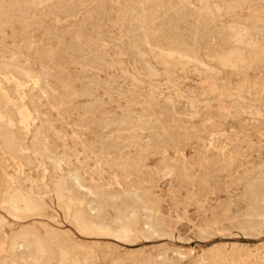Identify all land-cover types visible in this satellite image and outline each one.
<instances>
[{"label":"rangeland","instance_id":"obj_1","mask_svg":"<svg viewBox=\"0 0 264 264\" xmlns=\"http://www.w3.org/2000/svg\"><path fill=\"white\" fill-rule=\"evenodd\" d=\"M263 14L0 0V264H264Z\"/></svg>","mask_w":264,"mask_h":264},{"label":"bare ground","instance_id":"obj_2","mask_svg":"<svg viewBox=\"0 0 264 264\" xmlns=\"http://www.w3.org/2000/svg\"><path fill=\"white\" fill-rule=\"evenodd\" d=\"M241 2H242V1H241ZM225 3H226V2H225ZM229 3H230V2H229ZM235 4H236V3H235ZM225 6H226V5H225ZM227 6H228V5H227ZM258 7H259V6H258ZM228 8H229V7H228ZM230 9H231V8H230ZM258 9H259V8H258ZM261 9H262V8H261ZM197 11H198V10H197ZM261 12H262V11H261ZM195 13H196V12H195ZM232 13H233V12H232ZM229 15H230V14H229ZM263 15H264V14H263ZM211 17H212V16H211ZM250 17H251V16H250ZM22 18H23V17H22ZM250 19H251V18H250ZM262 20H263V19H262ZM214 21H215V20H214ZM263 22H264V21H263ZM0 23H1V22H0ZM252 25H253V24H252ZM255 26H256V25H255ZM261 27H262V26H261ZM255 28H256V27H255ZM258 28H259V27H258ZM262 29H263V28H262ZM246 31H247V30H246ZM257 31H258V30H257ZM245 35H246V34H245ZM243 37H244V36H243ZM254 42H255V40H254ZM258 44H259V43H258ZM255 45H256V44H255ZM258 47H259V46H258ZM236 49H237V48H236ZM251 49H252V47H251ZM253 50H254V49H253ZM232 53H233V52H232ZM237 54H238V52H237ZM240 55H241V54H240ZM241 57H242V56H241ZM224 58H226V57H224ZM229 61H230V60H229ZM240 61H241V60H240ZM236 63H237V62H236ZM239 64H240V62H239ZM242 65H243V64H242ZM237 66H238V65H237ZM245 66H246V65H245ZM239 67H240V66H239ZM52 68H53V67H52ZM224 68H225V67H224ZM232 69H233V68H232ZM234 69H235V68H234ZM147 70H148V69H147ZM152 70H153V69H152ZM149 71H150V70H149ZM58 72H59V71H58ZM217 74H219V73H217ZM158 75H159V74H158ZM154 76H155V75H154ZM148 77H149V75H148ZM26 78H27V77H26ZM28 90H29V89H28ZM171 107H172V106H171ZM215 112H216V111H215ZM262 117H263V116H262ZM204 123H205V122H204ZM35 133H36V132H35ZM213 139H214V138H213ZM79 142H80V141H79ZM83 143H84V142H83ZM113 145H114V144H113ZM222 151H223V150H222ZM8 160H9V159H8ZM116 167H117V166H116ZM123 167H124V166H123ZM211 168H212V167H211ZM14 181H15V180H14ZM56 184H58V183H56ZM56 184H55V185H56ZM56 189H57V188H56ZM56 189H55V190H56ZM59 189H60V188H59ZM58 191H59V190H58ZM62 191H63V190H62ZM55 192H56V191H55ZM60 192H61V190H60ZM57 193H59V192H57ZM57 193H56V194H57ZM61 193H63V192H61ZM59 197L61 198L60 194H59ZM59 197H58V198H59ZM63 199H64V198H63ZM64 200H65V199H64ZM258 201H259V200H258ZM253 203H254V202H253ZM8 204H9V203H8ZM56 207H57V206H56ZM109 209H110V208H109ZM124 209H125V208H124ZM76 210H77V209H76ZM126 210H128V209H126ZM131 210H133V209L131 208ZM252 210H253V209H252ZM71 212H72V211H71ZM73 212H74V211H73ZM75 213H76V216H77L78 213H77V212H75ZM79 213H80V212H79ZM70 214H71V213H70ZM61 215H62V214H61ZM78 216H79V215H78ZM78 216H77V217H78ZM133 216H134V215L132 214V218H134ZM138 216H139V215H138ZM73 217H75V216L73 215ZM79 217H80V216H79ZM105 217H106V214H102V213L93 216V218H94L95 220L97 219L99 223L102 222L103 220H105ZM118 217H119V216H118ZM75 219H76V217H75ZM75 221H76V220H75ZM77 221H78V223H80V222H81L80 218H79V220H77ZM79 221H80V222H79ZM118 221L120 222V220H118ZM102 224H103V223H102ZM79 225H81V224H79ZM83 225H84V224H83ZM93 225H95V224H93ZM107 226H108V224L106 225V227H107ZM80 227H82V226H80ZM93 227H94V226H93ZM97 227H98V226H96V228H97ZM106 227H105L104 229H106V231H107L108 228H106ZM122 227H123V226H122ZM25 228H26V227H25ZM90 228H91V227H90ZM101 228H102V227H101ZM119 228H121V227H119ZM125 228H126V227L124 226V229H125ZM146 228H147V227H146ZM83 229H88V228L85 227V228H83ZM97 229H98V228H97ZM97 229H96V230H97ZM121 229H122V228H121ZM126 229H128V228H126ZM93 230H95V227H94ZM102 230H103V229H102ZM122 230H123V229H122ZM24 231H25V230H24ZM84 231H85V230H84ZM100 231H101V230H100ZM100 231H99V232H100ZM106 231H105V232H106ZM113 231H114V230H113ZM123 231H125V230H123ZM127 231H128V230H127ZM127 231H126V233H127ZM144 231H145V230H144ZM20 232H22V231H20ZM20 232H19V233H20ZM99 232H98V233H99ZM105 232H104V233H105ZM114 232H115V231H114ZM11 233H12V232H11ZM19 233H17V234H19ZM25 233H26V232H25ZM27 233H29L28 230H27ZM96 233H97V232H96ZM98 233H97V234H98ZM106 233H107V232H106ZM124 233H125V232H124ZM126 233H125V234H126ZM17 234H16V235H17ZM31 234H32V233H31ZM35 234H36V233H35ZM101 234H102V233H101ZM129 234H130V232H129ZM33 235H34V234H33ZM104 235H105V234H104ZM114 235H115V233H114ZM117 235H118V231H117ZM30 236H31V235H30ZM30 236H29V237H30ZM34 236H35V235H34ZM36 236H37V235H36ZM106 236H107V234H106ZM118 236H119V235H118ZM24 237H25V236H24ZM124 237H126V236H124ZM124 237L122 236V238H124ZM11 238H12V237H11ZM35 238H36V237H35ZM129 238H130V237H129ZM28 239H29V238H28ZM32 239H33V238H32ZM25 240H26V238H25ZM11 241H12V240H11ZM14 241H15V240H14ZM29 241H30V240H29ZM31 241H33V240H31ZM25 242H26V241H25ZM33 242H34V241H33ZM35 242L38 243V241H35ZM35 242H34V243H35ZM12 243H13V242H12ZM12 243H11V244H12ZM22 243H23V242H22ZM30 243H32V242H30ZM30 243H29V244H30ZM34 243H33V244H34ZM40 243H41V246H42V245H43L42 242H40ZM40 243H39V244H40ZM35 245H37V244H35ZM8 246H9V244H8ZM26 246H28V245H26ZM29 246L32 247V246H34V245L31 246V244H30ZM39 246H40V245H39ZM41 246H40V247H41ZM40 247H38V248H36V249H39ZM44 247H45V246H44ZM10 248H11V246H10ZM33 248H34V247H33ZM46 248H48V247H46ZM46 248H45V250H47ZM28 249H29V248H28ZM30 249H31V248H30ZM36 249H34V250L36 251ZM41 249H42V248H41ZM18 250H19V249H18ZM25 251H26V250H25ZM39 251H41V250H39ZM39 251H38V252H39ZM42 251H43V250H42ZM47 251H48V250H47ZM36 252H37V251H36ZM44 252H45V251H44ZM44 252H43V253H44ZM39 253H40V252H39ZM30 254H31V253H30ZM34 254H35V252H34ZM17 255H18V254H17ZM32 255H33V254H32ZM35 255H36V254H35ZM42 255H45V254H42ZM75 256H76V255H75ZM27 257H28V256H27ZM34 257H35V256L33 255V258H34ZM38 257H39V256H38ZM41 257H43V256H41ZM45 257H46V256H45ZM88 258H89V257H88ZM20 259L22 260V257H20ZM20 259H19V260H20ZM39 259H40V258H39ZM11 260H12V259H11ZM34 260H35V259H34ZM34 260H33V262H34ZM50 260H51V259H50ZM90 260H91V259H90ZM26 261H27V260H26ZM31 261H32V260H31ZM37 261H38V260H36V262H37ZM164 261H165V259H164ZM167 261H168V259H167ZM169 261H170V259H169ZM9 262H10V260H9ZM12 262H13V261H12ZM20 262H21V261H20ZM72 262H73V261H72ZM86 262H87V261H86ZM86 262H85V263H86ZM147 262H148V261H147ZM153 262H154V261H153ZM18 263H19V262H18ZM25 263H26V262H25ZM21 264H22V262H21ZM28 264H29V263H28ZM34 264H35V263H34ZM37 264H38V263H37ZM73 264H75V263H73ZM77 264H78V263H77ZM83 264H84V263H83ZM109 264H110V263H109ZM153 264H154V263H153ZM158 264H159V263H158Z\"/></svg>","mask_w":264,"mask_h":264}]
</instances>
